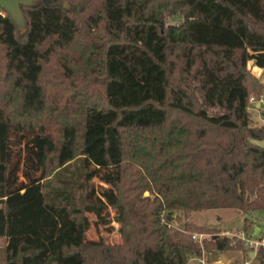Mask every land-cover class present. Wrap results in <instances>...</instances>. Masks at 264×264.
Here are the masks:
<instances>
[{
	"label": "trees",
	"instance_id": "1",
	"mask_svg": "<svg viewBox=\"0 0 264 264\" xmlns=\"http://www.w3.org/2000/svg\"><path fill=\"white\" fill-rule=\"evenodd\" d=\"M21 9L20 33L0 7L2 264H187L203 249L249 256L240 238L190 215L264 208V145L253 140L264 125H250L248 112L250 97L264 94V0ZM177 210L182 226L172 223ZM92 223L119 240L89 237ZM202 230L211 236L200 243L193 231ZM255 255L264 257L262 244Z\"/></svg>",
	"mask_w": 264,
	"mask_h": 264
},
{
	"label": "rangeland",
	"instance_id": "2",
	"mask_svg": "<svg viewBox=\"0 0 264 264\" xmlns=\"http://www.w3.org/2000/svg\"><path fill=\"white\" fill-rule=\"evenodd\" d=\"M67 3V8L76 7L75 3H71L69 1H64ZM63 2V3H64ZM179 16L168 17V22H177ZM248 67L251 71L261 77V74H257L254 70L256 69V65H254L253 60L250 59L248 61ZM263 69V68H262ZM258 102L259 105H255ZM249 112V124L250 125H264V94H260L259 97H254L253 101H250V105L248 108ZM254 141L261 140V144L264 145V139H253ZM17 153H20L21 156L24 155L23 146L17 149ZM19 174L21 175V169L19 170ZM97 182V179H94ZM145 192L144 194H147ZM94 218L93 215H91ZM190 218L197 225H204L210 227L213 230H216L219 235H229L236 236L243 241L245 246V250L251 251L253 250L255 253L258 249V246L264 243L257 242L261 236V233L258 230L257 235L254 233V227L259 226L260 228L264 227V208L260 209H251L247 212H243L237 208H209L202 210H194L191 212ZM184 215L180 210L175 211V218L172 221L174 225L182 226L184 222ZM114 228L118 226L115 221H112ZM247 225V230L243 229V226ZM109 231L102 224L92 223L88 236L91 238H100L102 237L106 241L114 242L119 240V235L116 230ZM193 234H202L201 237H197L196 239L201 243L203 238H209L211 236V231L202 230V231H193ZM253 248V249H251ZM254 253V255H255ZM221 254H224L226 260H221ZM253 255V256H254ZM3 252L0 243V264H2ZM264 264V257H260L259 255H255L254 258L247 256L246 253L240 251L238 249L228 250L225 253L213 251L209 252L207 250H202L200 256H192L190 257L187 264Z\"/></svg>",
	"mask_w": 264,
	"mask_h": 264
},
{
	"label": "water",
	"instance_id": "3",
	"mask_svg": "<svg viewBox=\"0 0 264 264\" xmlns=\"http://www.w3.org/2000/svg\"><path fill=\"white\" fill-rule=\"evenodd\" d=\"M39 0H0V7L8 13L11 19L15 22L18 27V31L24 32L27 26L26 18L21 9V5L25 6H35ZM63 6L67 8V3L64 2ZM257 227L255 228V231ZM254 251H249V257H253ZM221 260L225 261L226 258L224 254H221Z\"/></svg>",
	"mask_w": 264,
	"mask_h": 264
},
{
	"label": "built area",
	"instance_id": "4",
	"mask_svg": "<svg viewBox=\"0 0 264 264\" xmlns=\"http://www.w3.org/2000/svg\"><path fill=\"white\" fill-rule=\"evenodd\" d=\"M1 13L3 14V11H1ZM250 100L253 101L254 98L251 96ZM259 232L261 233V236L259 238V241H257V242L264 243V227L259 228ZM201 236H202V234H197V235L193 234L194 238L201 237ZM245 263L247 264V262H245Z\"/></svg>",
	"mask_w": 264,
	"mask_h": 264
},
{
	"label": "crops",
	"instance_id": "5",
	"mask_svg": "<svg viewBox=\"0 0 264 264\" xmlns=\"http://www.w3.org/2000/svg\"><path fill=\"white\" fill-rule=\"evenodd\" d=\"M257 74H261L262 73V71H263V69L261 68V67H258V66H256V69L254 70ZM255 105L257 106V105H259V103L258 102H256L255 103ZM257 143H259V144H261V140H258V141H256ZM262 145V144H261ZM257 227V230L255 231V228ZM256 227H254V233H255V235H257V233H258V230H259V226H256Z\"/></svg>",
	"mask_w": 264,
	"mask_h": 264
}]
</instances>
